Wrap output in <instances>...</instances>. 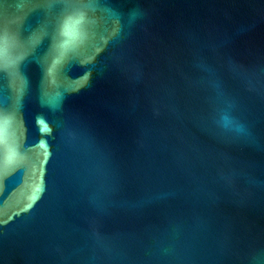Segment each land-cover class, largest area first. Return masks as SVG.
<instances>
[{"label": "water", "instance_id": "95a60500", "mask_svg": "<svg viewBox=\"0 0 264 264\" xmlns=\"http://www.w3.org/2000/svg\"><path fill=\"white\" fill-rule=\"evenodd\" d=\"M0 264H264V0H0Z\"/></svg>", "mask_w": 264, "mask_h": 264}]
</instances>
